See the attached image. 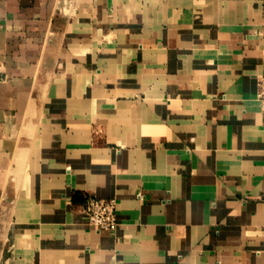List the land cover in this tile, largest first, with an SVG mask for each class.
<instances>
[{"label": "crops", "instance_id": "1", "mask_svg": "<svg viewBox=\"0 0 264 264\" xmlns=\"http://www.w3.org/2000/svg\"><path fill=\"white\" fill-rule=\"evenodd\" d=\"M262 73L264 0H0V264H264Z\"/></svg>", "mask_w": 264, "mask_h": 264}, {"label": "built area", "instance_id": "2", "mask_svg": "<svg viewBox=\"0 0 264 264\" xmlns=\"http://www.w3.org/2000/svg\"><path fill=\"white\" fill-rule=\"evenodd\" d=\"M256 97L260 102L264 125V73L257 75ZM116 202L113 198L86 196L82 202V213L87 223L97 230L114 231L117 227Z\"/></svg>", "mask_w": 264, "mask_h": 264}, {"label": "bare ground", "instance_id": "3", "mask_svg": "<svg viewBox=\"0 0 264 264\" xmlns=\"http://www.w3.org/2000/svg\"><path fill=\"white\" fill-rule=\"evenodd\" d=\"M21 150H23V149H21ZM20 151V150H19ZM20 153H22V152H20ZM21 155V154H20ZM24 156V155H23ZM23 158V157H22ZM18 160V159H17ZM18 162H21V161H18ZM23 163V161L21 162V164ZM19 164V163H18ZM21 166V165H20ZM12 168V167H11ZM20 168V171H21V167H19ZM13 169V168H12ZM18 169V168H17ZM13 171V170H12ZM17 170L15 169V173H17V174H19V170H18V172H16ZM12 173H14V172H12ZM10 174H11V171H10ZM12 175V174H11ZM16 177L18 176V175H15ZM12 176H10V178H11ZM13 178H14V174H13ZM12 179V178H11ZM17 181H18V177L17 178H15ZM12 185H13V182L11 183ZM16 184H17V182H16ZM15 184V185H16ZM14 185V186H15ZM13 186V187H14ZM17 188V187H16ZM15 189V188H14Z\"/></svg>", "mask_w": 264, "mask_h": 264}]
</instances>
